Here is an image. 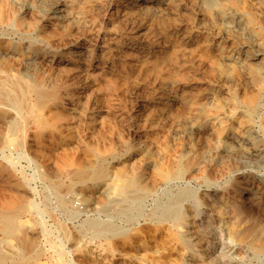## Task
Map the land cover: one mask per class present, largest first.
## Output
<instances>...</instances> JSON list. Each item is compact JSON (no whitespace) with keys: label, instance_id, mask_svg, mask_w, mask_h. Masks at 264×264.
<instances>
[{"label":"rangeland","instance_id":"rangeland-1","mask_svg":"<svg viewBox=\"0 0 264 264\" xmlns=\"http://www.w3.org/2000/svg\"><path fill=\"white\" fill-rule=\"evenodd\" d=\"M0 254L264 264V0H0Z\"/></svg>","mask_w":264,"mask_h":264},{"label":"bare ground","instance_id":"bare-ground-1","mask_svg":"<svg viewBox=\"0 0 264 264\" xmlns=\"http://www.w3.org/2000/svg\"><path fill=\"white\" fill-rule=\"evenodd\" d=\"M3 78V77H2ZM13 86H16V87H19L18 85H13ZM16 87H15V89H16ZM20 88V87H19ZM28 91V90H27ZM20 92V91H19ZM2 93V92H1ZM35 93V92H34ZM3 94V93H2ZM10 95V94H9ZM13 95V94H12ZM38 95V94H37ZM49 96L47 95V94H45V93H42L40 96H39V106H42L44 103H45V101H46V99L48 98ZM23 99H24V96H23V94L20 92L17 96H15L14 97V102L17 104V105H19L20 106V104H21V102L23 101ZM47 102V101H46ZM48 103V102H47ZM46 103V104H47ZM8 111V110H7ZM103 173H104V170L103 169H99L97 172H96V174H95V177L96 178H99V177H101L102 175H103ZM80 179H84V178H86V175L85 174H83V173H80L79 174V176H78ZM13 211V210H12ZM13 213V212H12ZM11 212H9V213H7L6 214V219H5V221H3V229H4V233H5V235L6 236H8V237H12L14 234H15V232H16V230H17V225H16V222H15V220H16V218H15V216H13V214H12ZM6 260H7V258L5 257V256H2L1 254H0V264H4L5 262H6ZM30 262L31 261H27V263L26 264H30ZM15 262H13V264H14Z\"/></svg>","mask_w":264,"mask_h":264}]
</instances>
